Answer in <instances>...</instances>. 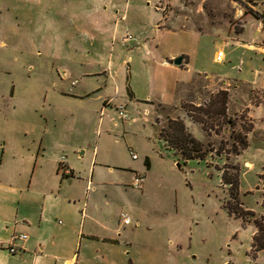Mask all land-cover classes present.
<instances>
[{
    "label": "rangeland",
    "instance_id": "374dc122",
    "mask_svg": "<svg viewBox=\"0 0 264 264\" xmlns=\"http://www.w3.org/2000/svg\"><path fill=\"white\" fill-rule=\"evenodd\" d=\"M160 1L0 0V143L11 156H32L29 169L42 153L48 163L59 153L81 179L100 184L96 210L108 205L114 226L122 227L121 213L131 222L127 254L118 248L114 255L118 264H264V251L255 259L249 254L251 223L264 220V177L257 175L264 174V149L252 147L240 160L244 222L224 207L230 187L220 180L223 169L232 174L231 166L239 167L231 144L252 126L242 98L250 94L196 75L264 62L245 49L214 45L245 24L242 40L261 42L251 12L264 14V0H166V29H157ZM172 28L213 35L199 50L193 33ZM182 57L189 66L185 58L174 65ZM219 92L228 94L224 117L216 112ZM168 119L183 121L204 161L183 164L159 139ZM129 169L144 177L141 188L129 186Z\"/></svg>",
    "mask_w": 264,
    "mask_h": 264
},
{
    "label": "crops",
    "instance_id": "0c3cea01",
    "mask_svg": "<svg viewBox=\"0 0 264 264\" xmlns=\"http://www.w3.org/2000/svg\"><path fill=\"white\" fill-rule=\"evenodd\" d=\"M164 1L166 0L158 2L155 7L156 12L161 13L156 24L157 29H166L163 28L164 9L160 7ZM245 26L246 24L240 32L233 33L234 37H227L226 40L214 45L222 48L233 46L237 49H245L262 57L263 60L264 37L261 42L243 41L241 36L245 34ZM262 28L263 25L259 22V29L255 30L254 36L262 33L264 36ZM167 30H185L193 33L197 37L199 50L201 48L199 45H203L208 37L213 35L193 28ZM183 58L185 64L189 66L188 57ZM163 63L168 65L166 61ZM239 68L235 73L229 71L208 73L206 69H202L196 75L216 76L223 85L230 87L232 84L234 93L240 95L242 92L239 88L245 87L250 94L247 97L242 96L246 116L252 124V129L247 133V148L239 155H235L240 169L241 158L252 147L258 151L264 149V62L261 65L251 64L246 65L244 69ZM128 78L129 74L126 78V94L127 88L130 89ZM224 90L229 92L230 89ZM131 93L133 95L132 91ZM231 97L229 95V99L235 104V98ZM129 99H134V95ZM151 103L153 102L143 101L144 105L154 106V103ZM105 105L110 106L111 102L106 101ZM116 110L120 120L127 118L124 107L119 106ZM119 112H123L124 119L120 118ZM9 152L6 144L0 143V264H118L117 255H114L118 254V248H121L120 254H127L128 238L125 232L131 222L123 223L122 227L114 226L112 218L108 217L110 211L108 205L105 204L101 209L96 210L94 194L100 184L93 183L92 179L91 181L81 179L79 173L67 162L66 157L59 153H56L49 163L45 159V153H42L35 158L34 167L29 169L32 156L24 161V157L11 156ZM262 154L264 155V152ZM262 159L264 160V156ZM62 168L67 169L68 174H64ZM95 168L96 164L90 167L92 175ZM129 170L132 172V169ZM145 170L148 171L146 168ZM109 172L113 173V170L110 168ZM132 173L130 184L136 175L141 176L136 172ZM257 175L260 178L264 177L263 173ZM242 206H244L243 202ZM255 232L254 226L252 236ZM15 234H24L26 238L18 243L19 253L10 254L6 248Z\"/></svg>",
    "mask_w": 264,
    "mask_h": 264
},
{
    "label": "trees",
    "instance_id": "16d2710c",
    "mask_svg": "<svg viewBox=\"0 0 264 264\" xmlns=\"http://www.w3.org/2000/svg\"><path fill=\"white\" fill-rule=\"evenodd\" d=\"M250 3H254L249 0ZM253 18L262 23L264 27V14H257L256 12H251ZM200 32V31H199ZM238 33V32H237ZM127 94L130 98L133 97L129 88H127ZM227 93L219 92L217 93L218 100L215 102L219 105V109L216 111L217 115L224 117L226 115V105H227ZM153 104V103H151ZM162 105V104H161ZM160 103L156 105L157 109L161 107ZM157 111V110H156ZM189 112L187 111V114ZM153 128L158 123V119L154 118ZM202 125V123H201ZM252 126L248 124L242 127L241 133L237 135L236 141L234 140L231 144V152L234 155H239L241 151L247 148V133L250 132ZM159 139L167 143V147L174 150V156H180L183 164L189 161H204L206 158V153L201 150L200 144L192 137L190 133L187 132L183 121L176 119H168L167 125L161 129H158ZM178 165V164H177ZM144 166L148 170L150 168V163L148 158L144 159ZM230 168V167H229ZM234 173L228 174L226 168L221 172V182L224 185H228L229 188V199L225 202L224 207L227 209L228 213L235 218H240L244 220V213L239 208L242 203L238 201L239 199V177L240 169L238 166H231ZM233 202L235 203L233 205ZM252 217L254 214L250 213ZM262 216L253 219V224L256 227V232L252 236V242L250 246V255L255 258L256 254L264 250V223Z\"/></svg>",
    "mask_w": 264,
    "mask_h": 264
},
{
    "label": "built area",
    "instance_id": "2783aa9c",
    "mask_svg": "<svg viewBox=\"0 0 264 264\" xmlns=\"http://www.w3.org/2000/svg\"><path fill=\"white\" fill-rule=\"evenodd\" d=\"M119 116L121 119H124L125 118V115L123 114V112H119ZM133 159L136 158L135 155H132L131 156ZM62 172L64 174H68V171L67 169H64L62 168ZM142 181H143V177L139 176V175H136L132 182H131V187H135V188H139L142 184ZM121 217L123 218V223L124 224H128L129 223V219L126 217L125 214L121 213ZM26 238V236L24 234H15L11 237L10 239V244L9 246L6 248L7 251L10 253V254H16V253H19L20 249H19V246H18V243L20 241H23L24 239Z\"/></svg>",
    "mask_w": 264,
    "mask_h": 264
},
{
    "label": "water",
    "instance_id": "95a60500",
    "mask_svg": "<svg viewBox=\"0 0 264 264\" xmlns=\"http://www.w3.org/2000/svg\"><path fill=\"white\" fill-rule=\"evenodd\" d=\"M181 61H182V58L176 59V60L174 61V64H175V65H179V64L181 63Z\"/></svg>",
    "mask_w": 264,
    "mask_h": 264
}]
</instances>
